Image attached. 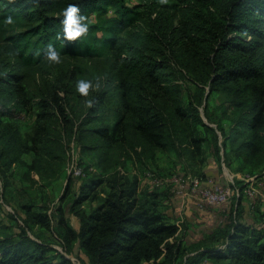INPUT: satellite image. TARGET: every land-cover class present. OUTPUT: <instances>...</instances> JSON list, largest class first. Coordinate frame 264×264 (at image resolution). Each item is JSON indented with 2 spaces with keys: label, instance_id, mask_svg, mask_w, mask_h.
Listing matches in <instances>:
<instances>
[{
  "label": "trees",
  "instance_id": "1",
  "mask_svg": "<svg viewBox=\"0 0 264 264\" xmlns=\"http://www.w3.org/2000/svg\"><path fill=\"white\" fill-rule=\"evenodd\" d=\"M139 1L143 3L130 6L127 0H0L1 15L34 21L8 39L13 57L26 66L46 59L49 44L60 56H115L120 61L108 80L109 86L119 83L114 119L104 111L109 89L94 94L84 112L71 107L74 73L44 82L33 94L27 76L0 77V96L8 94L20 101L14 109L0 110L2 191L11 186L16 165L25 166L22 181L31 188L57 181L75 143L83 158H95L92 167L98 172L84 170L86 179L70 207L79 220L78 231L62 207L57 210V232L65 251L77 244L88 264H264V227L233 219L221 246L185 248L186 236L180 227L157 202L139 198L137 178L121 173L127 157L141 163L159 152L175 151L205 163L202 134L214 130L205 124L199 108L206 109V93L218 89L234 110L228 131L219 126L224 141L223 154L216 150L218 157L227 166L240 163L244 171L264 169V0ZM70 4L78 7L89 25L76 41L64 39L62 13ZM161 8L180 17V26L164 38L168 56L149 58L136 46L123 56L121 35L137 20L139 11ZM153 23L160 25L158 20ZM171 63L185 71L194 86L187 102ZM25 109L35 118L28 138L20 126L5 120ZM25 154L34 157L29 164L22 160ZM73 180L70 177L65 195L71 192ZM241 201L242 194L238 207ZM85 203L97 206L87 210ZM22 208L25 218L17 219L16 232L0 227V264H75L68 254L33 236L35 228L52 231L54 222L48 212L34 205Z\"/></svg>",
  "mask_w": 264,
  "mask_h": 264
},
{
  "label": "rangeland",
  "instance_id": "2",
  "mask_svg": "<svg viewBox=\"0 0 264 264\" xmlns=\"http://www.w3.org/2000/svg\"><path fill=\"white\" fill-rule=\"evenodd\" d=\"M161 1L172 3L175 0ZM127 3L130 6H136L143 2L127 0ZM113 12L110 10L109 15L112 16ZM7 18L4 14H0V77L7 74H18L19 77L27 76L26 83L30 94H33L38 88L44 86V82L50 83L57 80L58 77L63 78L65 75L70 76L71 73H74L76 95H73L71 107L76 112H84L91 106L87 101H92L94 94L109 89L110 99L107 101L104 111L110 118H116L119 83L113 82L109 86L108 81L115 66H119L120 63L115 59V56L89 58L68 55L60 56V63L50 62L46 58L37 64L26 66L13 57L15 53L8 39L23 33L34 25V21L27 22L14 17L12 18L13 23L9 25L5 23ZM153 20H158L160 25L155 27ZM91 21H95V16L91 18ZM177 26H180V17L175 14V11L168 8H161L154 12L141 9L137 20L121 35L125 51L123 56L130 54L128 48L131 46H136L149 58L159 60L162 55L168 56L169 52L164 44V38H168L171 34L170 30ZM171 64L173 69L178 72L179 80L176 81V84L183 87L184 100L187 102L188 92L189 90L193 91L194 86L188 80L185 71L174 66L173 63ZM80 80L91 81L93 87L89 89L88 96L80 95L81 97L77 98L80 93L76 90V85ZM210 92L209 90L205 95L206 109L199 108L205 124L214 130V133L206 131L202 134L206 139L203 151L205 163L200 162V157L191 159L186 154L184 156L179 152L168 151L156 153L141 163L127 157L124 168H121L123 175L130 179H138L139 198L157 202L160 205V210L180 227L186 236L185 248L193 244H204L210 247L221 246L224 241V232L233 219L253 227H264V169L244 171L241 170L240 163L235 162L232 166H227L225 159L218 157L216 150L221 149L223 154L222 144L224 141L220 128L228 131L234 110L221 89L213 91L212 94ZM19 102V98L12 99L10 95L3 94L0 96V110L7 112L11 108L14 109ZM5 120L20 126L25 138L32 134L35 121L34 113H28L26 109L14 111ZM119 157L122 161L125 158L122 157V154ZM33 158V155L25 154L22 160L25 164H29ZM94 163L95 158L91 156L83 158L80 149L74 143L64 174L57 181L33 188L22 181V176L26 171L25 166L16 165L13 168L12 183L9 189L3 193L0 186V227L6 226L9 228L8 231L16 232L19 223L17 219L25 218L22 207L34 205L36 208L48 212L53 219L54 226L51 232L35 228L33 236L51 244L59 252L68 254V258L75 264H88L87 257L80 251L77 244L70 252L65 251L58 237L56 222L59 217L57 210L62 207L66 219L77 227L78 220L70 213V207L79 192L80 185L86 179L87 173L84 171V177L77 180L74 179L72 170L76 165H80L84 170L89 168V173H97L98 171L92 167ZM70 177L74 179L73 185L69 195H65ZM193 178L199 179L198 188L193 187ZM156 181L161 182L159 187L156 186ZM240 188H243V193ZM216 189L223 193L225 202L210 204L202 198L201 192ZM240 194H242V201L238 207L237 199ZM84 206L89 210L91 207L97 206V203H85Z\"/></svg>",
  "mask_w": 264,
  "mask_h": 264
},
{
  "label": "clouds",
  "instance_id": "3",
  "mask_svg": "<svg viewBox=\"0 0 264 264\" xmlns=\"http://www.w3.org/2000/svg\"><path fill=\"white\" fill-rule=\"evenodd\" d=\"M62 14L64 16L62 24L65 40L76 41L77 38L84 36L88 32L89 25L87 18L79 13V9L76 5H68L63 10ZM5 23L11 25L13 23L12 17H8ZM46 57L50 62L60 63V55L51 44L47 47ZM92 87L93 84L91 81L80 80L77 82L76 90L82 96L86 97L89 94V89ZM87 103L91 105L92 101L89 100Z\"/></svg>",
  "mask_w": 264,
  "mask_h": 264
},
{
  "label": "built area",
  "instance_id": "4",
  "mask_svg": "<svg viewBox=\"0 0 264 264\" xmlns=\"http://www.w3.org/2000/svg\"><path fill=\"white\" fill-rule=\"evenodd\" d=\"M72 174L74 176V179H80L84 177V169L80 165H76L72 170ZM155 183L157 187L161 185V182L156 181ZM192 184L194 188H198L200 184L199 179L193 178ZM201 194L202 198L210 204H221L225 202V196L218 189L213 191H203L201 192Z\"/></svg>",
  "mask_w": 264,
  "mask_h": 264
},
{
  "label": "crops",
  "instance_id": "5",
  "mask_svg": "<svg viewBox=\"0 0 264 264\" xmlns=\"http://www.w3.org/2000/svg\"><path fill=\"white\" fill-rule=\"evenodd\" d=\"M84 207H85V206H84ZM74 217H75V216H74ZM75 218H76V217H75ZM76 219H77V218H76ZM77 220H78V219H77ZM71 225L73 226L72 223H71ZM73 227H74L75 230H77V231L79 230V220H78V225H77V227H76V226H73Z\"/></svg>",
  "mask_w": 264,
  "mask_h": 264
}]
</instances>
